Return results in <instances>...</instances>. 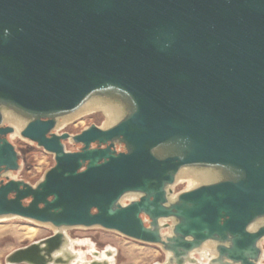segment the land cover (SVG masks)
Masks as SVG:
<instances>
[{
    "label": "water",
    "instance_id": "obj_1",
    "mask_svg": "<svg viewBox=\"0 0 264 264\" xmlns=\"http://www.w3.org/2000/svg\"><path fill=\"white\" fill-rule=\"evenodd\" d=\"M86 106L109 127L55 132ZM6 119L54 155L35 186L10 176ZM184 169L203 182L175 195ZM16 217L57 231L6 264H73L64 228L158 245L155 264H198L206 243L210 264H264V0H0V220Z\"/></svg>",
    "mask_w": 264,
    "mask_h": 264
},
{
    "label": "rangeland",
    "instance_id": "obj_2",
    "mask_svg": "<svg viewBox=\"0 0 264 264\" xmlns=\"http://www.w3.org/2000/svg\"><path fill=\"white\" fill-rule=\"evenodd\" d=\"M80 119L63 129L61 133L75 135L92 124L102 127L105 117L101 113H96ZM9 140L19 152L22 166L20 171L14 174L15 179L35 186L42 180L45 173L55 166L54 155L21 136H10ZM66 148L74 152L80 149V145L68 141ZM185 188V185H179L175 190L180 193L185 191ZM54 233L52 227L19 217L0 220V264H6V257L12 252L48 238ZM68 233L73 239L92 241L98 250L112 246L118 252L116 264H155L164 262L166 258L158 245L135 241L102 228H71L68 229Z\"/></svg>",
    "mask_w": 264,
    "mask_h": 264
},
{
    "label": "bare ground",
    "instance_id": "obj_3",
    "mask_svg": "<svg viewBox=\"0 0 264 264\" xmlns=\"http://www.w3.org/2000/svg\"><path fill=\"white\" fill-rule=\"evenodd\" d=\"M99 111H100L99 107L86 106L82 108L80 111H78L77 113H75L74 115H71L63 119L56 127V131L61 132L63 128H65L67 125L71 124L72 122L79 120L80 118L84 116L99 113ZM6 122L15 128V132L12 134V137H20V131L22 130L21 125H19L18 123L12 122L9 119H6ZM110 124H111V120L107 116V118H105V123L102 127L107 128L109 127ZM14 174L15 173L11 174L10 176L11 178L15 179L16 177ZM182 179L188 183L187 189L185 190L187 191V190L195 189L196 187L201 185L204 178L198 173H195L188 169H184L178 174L176 178L175 186H177L178 182ZM129 198L133 199L134 197H129ZM46 226L52 227L50 225H46ZM53 229L55 232L57 231L56 228H53ZM63 232L67 235V237L70 240L71 249L77 254V259L73 262V264H88L92 260V258L95 257L94 253L97 251L100 252V255L98 256V258L101 261L109 260L111 261L112 264L115 263L116 257L107 258V254H106V251H109V250H113L114 252H117L116 249L113 248L112 246H109L103 250H98L95 244L89 241L88 239L80 240V239H73L72 237H70L68 233V228H64ZM30 233L32 234V231ZM164 233L167 234L169 233V231L166 230L164 231ZM261 244L264 249V239L262 240ZM215 256H216V253H215L214 245L211 243L204 244L201 250L193 254V257L198 260L199 262L198 264H210L211 259L214 258Z\"/></svg>",
    "mask_w": 264,
    "mask_h": 264
},
{
    "label": "flooded vegetation",
    "instance_id": "obj_4",
    "mask_svg": "<svg viewBox=\"0 0 264 264\" xmlns=\"http://www.w3.org/2000/svg\"><path fill=\"white\" fill-rule=\"evenodd\" d=\"M79 120H81V119H79ZM79 120H76V121L72 122L71 124L67 125L65 128H67L68 126H70V125L76 123V122L79 121ZM104 123H105V120H104ZM104 123H103V125H104ZM103 125H102V126H103ZM65 128H63V129H65ZM63 129H62V130H63ZM92 147L95 148V147H97V146H96V144H93ZM80 148H81V146H80ZM66 149H67V148H66ZM117 150H118V152H123V151H124V146H122V147L117 146ZM182 180H183V179H182ZM182 180H180V181L178 182V184H177V186H175V188L178 187L179 185H185V187H186L185 190H186V189H187V186H188V183H187L186 181H184V180L182 181ZM175 188H174V193H175V195H177V194H179V193L176 192ZM183 192H184V191H183ZM180 193H182V192H180ZM91 242H92V241H91ZM95 246H96V245H95Z\"/></svg>",
    "mask_w": 264,
    "mask_h": 264
},
{
    "label": "built area",
    "instance_id": "obj_5",
    "mask_svg": "<svg viewBox=\"0 0 264 264\" xmlns=\"http://www.w3.org/2000/svg\"><path fill=\"white\" fill-rule=\"evenodd\" d=\"M61 132H62V131H61ZM61 132H57V131H56V133H58V134H63V133H61Z\"/></svg>",
    "mask_w": 264,
    "mask_h": 264
}]
</instances>
